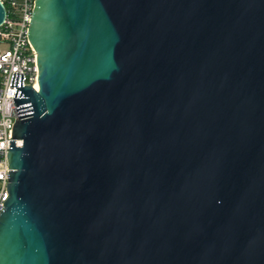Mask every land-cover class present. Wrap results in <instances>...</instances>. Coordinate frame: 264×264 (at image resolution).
Returning a JSON list of instances; mask_svg holds the SVG:
<instances>
[{
    "label": "water",
    "instance_id": "water-1",
    "mask_svg": "<svg viewBox=\"0 0 264 264\" xmlns=\"http://www.w3.org/2000/svg\"><path fill=\"white\" fill-rule=\"evenodd\" d=\"M28 37L0 264H264V0H35Z\"/></svg>",
    "mask_w": 264,
    "mask_h": 264
},
{
    "label": "built area",
    "instance_id": "built-area-1",
    "mask_svg": "<svg viewBox=\"0 0 264 264\" xmlns=\"http://www.w3.org/2000/svg\"><path fill=\"white\" fill-rule=\"evenodd\" d=\"M5 7V18L0 25V212L8 198L7 184L10 171L7 152L13 142L15 121L31 113L29 102L17 103L24 98L22 88L38 90L37 53L28 37L35 0H0Z\"/></svg>",
    "mask_w": 264,
    "mask_h": 264
}]
</instances>
